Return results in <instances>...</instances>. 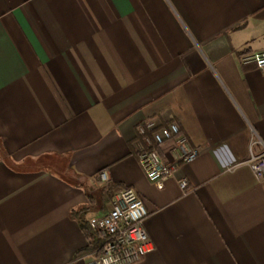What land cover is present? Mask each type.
<instances>
[{"label": "crops", "instance_id": "obj_1", "mask_svg": "<svg viewBox=\"0 0 264 264\" xmlns=\"http://www.w3.org/2000/svg\"><path fill=\"white\" fill-rule=\"evenodd\" d=\"M261 51L264 0H0V264H94L75 213L102 171L149 211L139 264H264V181L245 164L264 73L240 61ZM173 120L199 155L158 189L137 127ZM98 198L87 221L111 208Z\"/></svg>", "mask_w": 264, "mask_h": 264}, {"label": "built area", "instance_id": "obj_2", "mask_svg": "<svg viewBox=\"0 0 264 264\" xmlns=\"http://www.w3.org/2000/svg\"><path fill=\"white\" fill-rule=\"evenodd\" d=\"M242 64H256L264 73V51L243 54ZM139 148L136 158L145 177L158 189H163L164 182L174 177L177 170L192 163L199 155L195 147L177 121H170L162 126H155L152 121H145L137 127ZM261 144L253 138L252 145ZM170 145L168 157L162 158L161 151ZM259 181H264V146L259 155L251 154L246 162ZM100 179L103 188L111 185L107 171H102ZM182 191L189 189L186 178L179 180ZM110 210L89 220L90 227L98 236L101 247L96 253L94 264H139L155 246L150 239L145 224L149 217L143 198L131 187L112 191Z\"/></svg>", "mask_w": 264, "mask_h": 264}, {"label": "trees", "instance_id": "obj_3", "mask_svg": "<svg viewBox=\"0 0 264 264\" xmlns=\"http://www.w3.org/2000/svg\"><path fill=\"white\" fill-rule=\"evenodd\" d=\"M84 187V184L81 185ZM114 186L110 185L108 188H103L100 191H96L97 193H90L89 191L87 193V197L91 202L90 207L82 208L78 210L75 214V218L78 221L81 230L84 232L85 237L89 243L87 249L84 251H90L93 253H97L101 247V242L98 239V236L96 233L93 231V229L90 227L89 221L86 220V215L87 213L93 208V204L97 203L98 201V196L101 195V200L102 204H110L111 198H112V191H113Z\"/></svg>", "mask_w": 264, "mask_h": 264}]
</instances>
